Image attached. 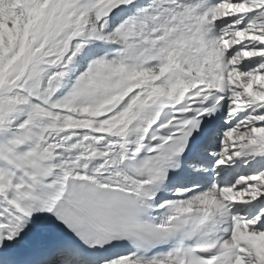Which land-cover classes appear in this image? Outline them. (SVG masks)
Listing matches in <instances>:
<instances>
[{
	"label": "bare ground",
	"instance_id": "bare-ground-1",
	"mask_svg": "<svg viewBox=\"0 0 264 264\" xmlns=\"http://www.w3.org/2000/svg\"><path fill=\"white\" fill-rule=\"evenodd\" d=\"M166 1L0 0V95L11 91L13 86L19 82V77L24 70L21 74L19 73V76L16 75L20 63L23 61L29 65V68L34 64H44L46 67V72L39 76L36 82H28L32 87L29 90L31 94L37 93L45 81L49 87L51 86V91L48 92L49 90L46 89L45 93H49V96H53V99L56 100L58 96H66V99L70 97L68 89L70 86L72 87L71 84H74L77 91H86L89 88L86 82L92 81L95 73H105V67L103 68L99 62L103 52L105 53L107 50L100 46L107 44L105 39L108 37L105 36L103 40L96 37L113 31L114 27L118 25L122 30L123 39L126 40L124 47L131 46L128 43L131 38H141L147 44V49L144 52L139 51L129 55L125 53V48L123 50L116 48V53L119 52L121 57L123 56L121 59L117 53L121 59L120 63L124 64V67L125 64H128L135 71L147 68L150 69V72L143 78L135 77V75L126 78L123 75L116 76L115 86L105 87L100 93L90 94L82 100L80 97L78 100L70 99V104L65 109L62 107L64 109L62 113L65 112L68 116L64 123H67L69 127L70 124L75 125V129H70V131L83 133L91 130L97 137L106 136L108 142L127 141L126 150L129 151L137 144L144 127L155 119L164 106L175 105L187 89L200 83H209L218 89L229 92V103L224 111V119L229 122L230 127L233 126L228 133L230 131L235 133L233 138H229L232 156H238L239 151L253 150L255 156L261 158V164L264 165V153H261L264 139L258 143L257 148L253 149L252 147H248V149L241 143L243 136L241 137L239 131L240 126L246 124V120L244 121L246 116L243 114L247 112V108L239 100L242 98L236 91L235 80L237 77L240 78L239 75L243 77L244 73L240 72L242 67L226 59L229 49L222 43L224 33L217 30L215 24L218 18V8L216 5L211 7L202 0H194V5L187 4L184 8L187 22L182 26L170 28L162 14L164 11L171 15L164 7ZM233 1L235 0L229 1L228 14H226L227 20L230 19L231 22L237 16L236 12L232 11ZM30 4L31 7L27 8ZM156 5H160L162 8L158 9ZM153 8L161 13L156 15ZM28 14L30 15L29 25L24 22ZM170 21L173 22V19L171 18ZM153 23L157 25L158 29H153ZM26 25L28 26L25 27ZM233 26L235 27L236 46L243 49L244 52L242 55L243 64L250 65L253 59H257V56L251 59L252 57L246 53L250 46L247 44L250 39L248 41L244 39L246 37H243L242 31H240V24L234 23ZM145 28H149L150 34L158 35V37L151 39ZM113 33L115 34V32ZM22 43V47L27 48L25 55L14 56L15 52L20 51L19 45ZM160 43H162L161 46ZM110 44L113 48L118 45L115 42ZM133 46L135 47L137 44L135 43ZM70 55L72 57L68 59ZM156 60L161 61L160 67L154 64ZM2 62L7 65L5 66ZM76 64L79 66L75 67ZM62 65H66L65 69L54 75V72ZM8 66H12L11 68L16 71L8 73L5 68ZM84 69L86 77L82 74L78 77ZM254 71L255 79L249 86L250 91H254L257 87L260 89L263 85V82H260L262 68L256 67ZM74 73L76 74L72 76ZM46 74L48 77L49 75L53 77L46 80L44 78ZM72 77L77 80L71 81L70 84L69 81ZM41 78L44 79V82L41 81ZM259 94L255 91V96L250 97L254 108L258 103L264 102V97ZM75 97L77 96L75 95ZM85 104L90 106H84ZM78 106H84V108L76 112L73 111L74 109L69 111V108ZM233 106H238L239 119L231 117L232 113L228 108ZM242 118L243 120L240 122ZM52 138L56 140L54 135ZM99 142L107 145L102 140ZM9 158L12 159V157ZM41 158L46 161V154H41ZM2 163L0 162V224L4 226H0V235L5 237L11 233L13 238H20L23 235L27 243H31L35 237L31 218L42 213L43 207L47 203L49 208L53 206L52 210L62 205V201L58 202L56 196L52 194L60 187L59 184L63 181L64 176L56 184H52L53 186L47 183L42 189L43 194L47 193V197L52 195L51 200H47V203H44L45 199L34 201L35 196L40 194L37 191L33 196L27 187L19 185L18 177L22 174L14 167L16 163L8 165L7 170L4 168L5 164ZM261 164H258L257 167H261ZM67 174H72V172L65 173V175ZM19 196L23 197V201L19 199ZM229 204V208H234L235 211L243 210L245 207L243 203L236 201H229ZM262 219L260 218V220ZM240 228L242 229L244 226ZM250 231H253L251 232V235L254 236L253 241L246 239V233ZM234 237L245 244L250 242L248 244L252 245L255 251H257V246L263 247L264 244V231L261 233L259 229L256 230L255 226L247 228L243 234ZM227 244L230 243L227 242ZM12 247V245L6 246L7 249H12ZM105 264L173 263H167L165 260L137 263L131 256H125Z\"/></svg>",
	"mask_w": 264,
	"mask_h": 264
},
{
	"label": "rangeland",
	"instance_id": "rangeland-1",
	"mask_svg": "<svg viewBox=\"0 0 264 264\" xmlns=\"http://www.w3.org/2000/svg\"><path fill=\"white\" fill-rule=\"evenodd\" d=\"M229 1L230 0H219L217 21H219L220 19L226 20V14H228L227 10L229 8ZM232 5V11H235L236 13H234L237 16L234 17L232 22L230 21V23L226 25L228 28L224 32L225 35L222 39V43L224 47L229 49L226 54L228 60L233 61V63L235 65H238L239 67L242 66V68H245H241L242 70L239 68L240 72L242 74L244 73V76L241 77V75H239L240 78H236V91L238 94L241 95L242 99L239 100L242 101L243 105H246V108L250 110V112L244 118V121L246 120V124L240 126L239 133L241 137L243 136V140L241 143L247 148L252 147L253 149L257 148L258 143L264 139V102L258 103L257 107H255L259 110H253L255 108L253 102L250 101V97L253 95L255 96V91L258 94L260 93L259 96L264 97V0H235L232 2ZM28 6L27 8H30L31 4L29 7ZM28 18H30L29 14L26 16L24 22L29 25L30 19ZM84 23L87 24L88 22ZM234 23L240 24V31H242L243 37H246L244 39L246 41L250 39L247 43L250 46H248V50H246V53L250 57H252L251 59H253L254 56H257V59H253L254 62L252 61L250 65H246L243 64L244 62H241V60H243L242 55L244 54V52L243 49L236 46L237 41L234 38ZM28 25H26L25 27H27ZM113 32H115L114 29L113 31L108 32L111 35L106 33L105 35H99L96 38L103 40L106 36V38L108 37L110 39H105L106 42H112V40L114 42L113 37L115 35H113ZM22 45L23 43L19 45L20 51L18 50L17 52H15L14 56H16L17 54L21 56L25 55L27 48L22 47ZM71 57L72 55H70L68 59H70ZM5 59L7 60L6 57ZM105 59L106 57H104L103 60H100L101 66L103 68L105 67V73H95L93 80L86 82L89 86L86 91L81 92L75 90L74 84H71V81L77 80V78H70L69 83L74 89L71 86L69 87L68 91L70 92V97L67 99L65 98L66 96H58L56 100L53 99V96H49V93H45L46 89L49 90L48 92L51 91V86L49 87L46 81L44 82V79L42 78L41 81L44 83H42L43 85L41 84L39 91L35 94H31L29 90L32 87L28 82H36L39 76L43 75L46 72V67H44V64H34L32 66L33 68H29V65L25 63V61H23L24 63L22 62L24 65L20 63V67L17 70L16 76H19V73L21 74V72L24 70L21 76L19 77V82L13 86L11 91L9 90L7 93L0 95V162H4L2 164H5V170H7L8 165L12 163L19 164L14 165V167H16V170H18L22 174V176L18 177L19 185L21 187H27L32 193L31 195L33 196L34 193H36L37 191L40 194L39 196H35V198L33 199L34 201H41L42 199H45L47 197V193L43 194L44 191L42 190L47 183L51 185L56 184L59 179L63 178L65 173L72 172L70 169H65L61 174L60 169H64L65 165L71 163H78V161L86 160L90 158V156L96 154L98 155V157H100L102 154H104L103 148H107V145L104 144L103 148H97L92 145L95 141L96 143H100L99 140L108 143L106 136L97 137V135L94 134V132H92L91 130L87 132L85 131L83 133L70 131V129H75V125H71L69 123V127L67 123L65 124L64 121L65 119H67L68 116H66L67 113H62V110H64L68 106V104H70V99L78 100V97H80L82 100L90 94L100 93L105 87H113L115 86L116 76L123 75L126 78L131 77L129 74L136 73L137 76L133 74L135 75V77L143 78L146 77L147 74L150 72V69L144 68L140 71H133L132 73H127L126 71L131 72L129 68L127 69L124 66L112 64L109 58H107L106 60ZM2 63L5 66L7 65V63L5 64V62ZM27 65L28 68H26ZM65 66L66 65H62L61 67H59L54 72V75L61 73V70L63 71L65 69ZM76 66L78 67L79 65L76 64L75 67ZM259 66L262 68V72H260L263 80L260 81L263 82L262 88L259 89V87H257L254 91H250L249 86L255 79L254 70L256 67ZM8 67H5L8 73H14L16 71V69L11 68L12 66ZM75 74L76 73H74L72 76H74ZM81 74L82 76H84L85 69L81 71L78 77L81 76ZM52 77L53 76L50 75L48 77L47 74L44 75V78H46V80L51 79ZM75 95L77 97H75ZM48 96L50 97V99ZM84 106H87V104H85ZM84 106H78L76 108L71 107L69 108V111H72L74 109L73 111L76 112L79 109H83ZM55 107L57 108L55 109ZM230 112L233 114L239 113L238 106L230 107ZM237 117L238 116H235L233 118L239 119ZM242 120L243 118L240 120V122H242ZM68 134H73L71 135V137L77 140V143L82 142L80 145L81 149L77 150L75 149L77 147L73 148L71 146L65 145L68 138L70 139ZM229 134V138H233L235 136V133L233 131H230ZM52 135L56 137V140H54L53 138L51 139ZM226 138L227 142H229L228 137ZM108 145L109 147H114L116 146V143L109 141ZM229 147V144H226L225 150L227 149V151H229ZM69 149L73 150L71 151ZM116 150V148H111L112 153L116 152ZM227 151L224 154L228 157V155L226 154ZM44 152L50 153L46 161L45 159L41 158V154H44ZM119 154L120 153L118 152L115 153L113 158L112 154H109L106 156L105 161L108 162L109 159L112 158V162H115ZM229 154L230 156H232L233 154V152L231 153V148ZM9 157H12V159ZM252 178L251 182L249 179L248 182L250 183L247 182V185L245 184V186H240L237 187V189H233L232 195L234 194L237 200L230 199V202L236 201L238 203L244 204L249 203V201H252L250 199L256 200L260 199L261 197L262 199H264V167L260 169V172L258 171V173H256L254 178L256 182ZM51 185L49 186L51 187ZM227 192H224L223 194ZM21 197L22 196H19V199L23 201V197ZM242 197L243 200H241ZM242 229H239L242 231L238 236L247 231V228L245 226ZM260 248L262 247L260 246ZM249 249L250 247L247 246L246 250L244 251V257L248 258L245 264H264V249L261 254L257 256L251 255L249 253ZM250 256H252V260L250 259Z\"/></svg>",
	"mask_w": 264,
	"mask_h": 264
}]
</instances>
